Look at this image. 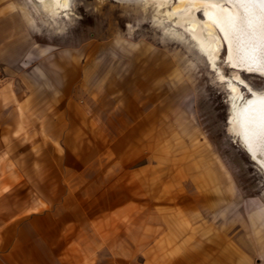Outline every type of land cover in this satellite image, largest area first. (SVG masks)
<instances>
[{
    "label": "crops",
    "instance_id": "obj_1",
    "mask_svg": "<svg viewBox=\"0 0 264 264\" xmlns=\"http://www.w3.org/2000/svg\"><path fill=\"white\" fill-rule=\"evenodd\" d=\"M154 58L87 43L27 88L25 70L0 77V264H264L262 230L180 134L191 121Z\"/></svg>",
    "mask_w": 264,
    "mask_h": 264
},
{
    "label": "rangeland",
    "instance_id": "obj_2",
    "mask_svg": "<svg viewBox=\"0 0 264 264\" xmlns=\"http://www.w3.org/2000/svg\"><path fill=\"white\" fill-rule=\"evenodd\" d=\"M173 4L175 0H168L157 11L150 0H70L69 20L55 18L54 22L39 11L35 0H0V77H13L25 70L23 85L27 88L32 84L33 68L48 63L51 53L87 43L111 42L121 49L133 48L165 60L173 80L170 90L174 85L179 87L180 114L191 121L180 134L186 138L194 135L200 144L196 159L211 165V170L216 166V176L224 175L231 181L233 194L227 203L233 217L243 210L247 222L257 224L264 234V171L239 138L227 131L228 92L187 34L166 19L165 11ZM196 16L202 18L201 9ZM226 54L223 42L216 66L224 78H231L234 69L228 65ZM256 75L240 72L243 83L236 82L237 104L251 97L246 86L264 94V77ZM206 170L201 167L202 177L208 175ZM215 186L219 191L222 184L217 180Z\"/></svg>",
    "mask_w": 264,
    "mask_h": 264
},
{
    "label": "bare ground",
    "instance_id": "obj_3",
    "mask_svg": "<svg viewBox=\"0 0 264 264\" xmlns=\"http://www.w3.org/2000/svg\"><path fill=\"white\" fill-rule=\"evenodd\" d=\"M35 1L39 11L52 21L56 22L55 18L69 20L70 0ZM150 1L155 3L158 11L168 0ZM200 9L201 19L196 16ZM165 15L173 26L187 34L193 48L212 69L216 79L224 83L230 99L227 131L239 138L255 164L264 171V94L246 86L251 97L237 104L239 90L236 83H243L240 72L264 77V32L252 24L238 7L224 6L221 0H175ZM153 21H158V17H153ZM223 42L227 63L234 69L231 78H224L216 66Z\"/></svg>",
    "mask_w": 264,
    "mask_h": 264
},
{
    "label": "water",
    "instance_id": "obj_4",
    "mask_svg": "<svg viewBox=\"0 0 264 264\" xmlns=\"http://www.w3.org/2000/svg\"><path fill=\"white\" fill-rule=\"evenodd\" d=\"M221 1L224 6L238 7L244 16H247L252 24H256L257 28L264 32V3L259 2V0H251V2H249V0Z\"/></svg>",
    "mask_w": 264,
    "mask_h": 264
},
{
    "label": "snow or ice",
    "instance_id": "obj_5",
    "mask_svg": "<svg viewBox=\"0 0 264 264\" xmlns=\"http://www.w3.org/2000/svg\"><path fill=\"white\" fill-rule=\"evenodd\" d=\"M249 2H251V0H249ZM259 2L264 3V0H259Z\"/></svg>",
    "mask_w": 264,
    "mask_h": 264
}]
</instances>
